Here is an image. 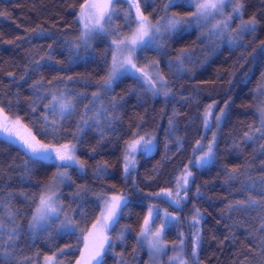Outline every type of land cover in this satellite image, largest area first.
<instances>
[{"label":"trees","instance_id":"trees-1","mask_svg":"<svg viewBox=\"0 0 264 264\" xmlns=\"http://www.w3.org/2000/svg\"><path fill=\"white\" fill-rule=\"evenodd\" d=\"M86 2L0 0V12L7 13L0 15V101L5 102L0 104L1 112L14 119L19 117L20 123L45 144H75L76 156L86 166V174H81L75 168L58 167L55 162L33 163L20 143H11L0 134V213L5 211L4 204L17 211L20 237L14 255L18 264H45L49 256L61 264H75L84 248L82 241L101 214V193H126L129 200L119 224L108 230L112 251L105 255V264H168L169 258L180 251L174 245L179 244L181 233L183 257L193 264L191 250L197 229L192 227V217L196 209L201 212L199 264H264V209L242 206L227 211L229 204L244 201L248 195L261 198L259 190L239 189L251 182L249 177L257 182L264 177V151L260 148L264 138L256 133L253 140L244 139L246 133L260 126L256 108L264 101V96L255 91L264 73V0H241L243 20L255 17L258 22L256 31L245 33L242 39L237 36L241 19L233 15L229 30L219 37L210 35L213 30L208 20L202 26H181L176 32L165 34L160 50L147 49L142 54L138 51L137 65L159 62L158 69L168 81V96L153 95L130 75L116 80L111 91L98 87L96 82L105 79L111 67V41L128 36L135 24L129 27L125 23L129 5L119 0L115 5L117 12L107 25L112 34L97 35L87 52L80 50L87 59L76 60L66 42H78L82 29L77 16ZM139 2L144 15L154 22L165 16L166 0H149V5L144 0ZM190 11L194 9L175 6L167 13L186 17ZM229 14L231 6L226 5L224 15ZM232 37L238 43H231ZM181 49H188L191 56V60L185 58V71L169 66V61L175 64ZM97 91L101 93L99 102H92L91 94ZM52 93H64L76 100L75 112L61 121L62 131L55 138L38 130L46 112L52 119L44 107L51 102ZM33 101L35 113L28 109ZM214 102L212 116L219 115L227 104L226 115L219 127L206 130L203 115ZM101 109L107 111L101 113L98 121L89 119ZM81 116L88 120V126L81 123ZM210 123L214 125V119ZM78 126L83 131H78ZM213 134L217 159L197 169L189 161L203 153L193 149L200 141L206 150ZM140 136H152L155 148L147 155L138 151L135 169L125 177V145ZM99 163H106L107 174H96ZM237 167L242 174L225 183L226 170ZM58 170L71 178L57 185L60 219L66 215L79 227L67 233L58 227L60 221L54 220L49 222L51 226L30 230L28 224L39 203L37 194ZM186 170L193 175L179 207L170 204L167 197L152 195L162 190L180 191L177 181ZM197 188L202 195H196ZM77 191L79 196L74 195ZM180 194L184 196L182 191ZM151 205L157 206L162 216L166 210L178 217V223L164 229L167 248L158 261L139 237ZM155 227L159 228V223ZM80 229H85L83 235ZM121 229L123 240L117 238Z\"/></svg>","mask_w":264,"mask_h":264},{"label":"snow or ice","instance_id":"snow-or-ice-1","mask_svg":"<svg viewBox=\"0 0 264 264\" xmlns=\"http://www.w3.org/2000/svg\"><path fill=\"white\" fill-rule=\"evenodd\" d=\"M124 2L129 5V10L125 12L124 16L125 23L128 24L129 27L134 23L135 29L131 37L113 39L111 41V47L114 49L111 53V67L107 77L102 81L96 82L98 87L105 92L112 90L113 83L116 80L123 76L130 75L140 81L145 90L151 92L153 95L163 94L164 96H168V81L161 75L160 71L149 72L145 70L149 67L158 69L159 62L153 61L151 65L138 68L136 64V59L138 58L136 55L137 51L139 50L142 54L143 51L147 49L160 50L164 46L165 34H172L184 25L189 27L193 25L202 26L209 19H215L217 15H223L226 5L231 6V14H229L225 20L213 24V29L215 31H212L210 35L217 37L221 36L223 30L228 28L229 21H231L233 15L241 19L237 32V36L241 39L245 33H254L258 24L255 17L247 21L243 20V3L241 0H166L164 4L165 16L161 17L160 20H157L155 23H151L148 17L144 15L139 0H124ZM117 3H119V0H90L89 3L81 5L79 15L77 16V20L81 22V35L77 37L78 42H66L68 43L72 56H74L76 60L87 59V57L80 55V50L83 49L84 52H87L91 47L92 40L97 35L112 34V31L107 25L111 24L113 16L117 12V8L115 7ZM144 3L145 5H149V0H144ZM175 6H186L194 9V11L188 12L186 17H180L176 13L168 15L167 10ZM133 8L135 11H132ZM0 15H7V13L0 12ZM161 21H164V23H161ZM230 42L233 44L238 43L236 37H232ZM49 47H51V45H49ZM185 58L191 60L189 50L181 49L175 59V64L173 65V62L169 61L170 68L175 66L177 71H185ZM41 59H44V57H41ZM48 59H51V57L49 56ZM35 64L36 69H39V61H36ZM231 75H234V73ZM67 79L71 80L73 78L68 77ZM229 82L231 83V80ZM33 87H35V85H33ZM255 91L260 93L261 96H264V73H262L261 83ZM83 95V93H77V96ZM100 95L101 93L99 91L93 92L91 94L92 102H99ZM4 103V101H0V104ZM7 103L11 104V101ZM34 104L35 101L28 105V109L32 113L36 112V108L33 106ZM44 107L51 113L52 119H49V115L46 112L41 117L42 125L38 130L45 136L50 135L55 138L58 133L62 131L61 121L71 117L75 112L76 100L67 98L64 93H60L59 95L52 93L51 102L44 105ZM215 107L216 103L214 102L212 105L208 106L203 115V126L206 130H209L213 126L219 127L222 118L226 115L225 109L228 107L227 104H225V109H220L219 115L213 117L212 109ZM86 110H89L87 106ZM256 110L259 113L260 126L252 129L250 133H246L244 136L245 140H253L256 133H259L260 137L264 138V101H261V103L257 105ZM0 111H3V109H0ZM106 111V109H101V112H96L95 116L89 119H93L94 122L98 121L101 113ZM213 119L215 121L214 125L210 123V120ZM80 121L84 126H88V120L85 119L84 116L80 117ZM172 123L173 121L170 119L169 125H172ZM19 126V117H17L13 124H9L7 117H5L3 121H0V132L7 134L6 138L9 142L20 143L30 161L33 163L55 162L58 167L75 168L81 174H86L85 163L76 156L75 144H45L37 140L34 135H23L19 131ZM78 131H83V128L78 126ZM153 139L154 138L146 139L141 137L131 143H126L123 169L125 177L135 169V154L138 151L147 155L154 150L155 144L153 143ZM215 143V134H213L212 140L207 144L206 150L205 146H203L200 141H197L196 148H194L193 151H201L203 154L189 161V163L197 169L213 164L217 159L216 152L214 151ZM178 147H182V145L178 144ZM260 148L264 151V145H261ZM93 152H95V149H93ZM95 172L98 176L107 174L108 168L106 163L97 164ZM241 174L239 167L226 170L227 179L225 183L238 179ZM192 175L193 173L190 170H186V174L177 181V186L180 191L173 192L162 190L152 195L167 197L170 204L179 207L184 197L187 196L189 177ZM70 179L67 172L58 170L53 180L45 185L41 193L37 194L39 203L28 224L30 230L34 231L38 226H51L49 222L54 220H59L60 223L58 227L67 233H73L74 230L79 227L75 220L68 218L66 215L64 219H60L61 208L57 206L58 197L55 189L58 183H63ZM249 180L251 182L242 185L239 191L259 190L261 198L256 199L248 195L247 199L244 201H236L234 204H229L227 206V211L231 212L242 206L249 210L264 209V177H261L259 182L251 180L250 177ZM181 191L184 193V196H181ZM74 195L79 196L80 192L77 191ZM196 195H202L200 188L196 189ZM98 198L103 203L101 214L97 223L92 225V230L88 231L87 236L82 241L84 243L85 252L81 253V258L76 261V264H105V255L112 251V244L106 233L109 229H115L116 225L119 224V220L121 216L124 215L125 209L129 203L126 193L113 196L101 193L98 195ZM3 206L5 211L0 213V264H18L14 255L16 242L20 237V224L16 219L17 211L13 210L7 204ZM200 218L201 212L199 209H196L192 217V227L197 229L194 233V246L191 250L193 264H199L197 249L201 239L198 227ZM164 221H167V224H165ZM157 223H159V228L155 227ZM176 223H178V217L172 216L166 210L162 216L158 207L151 205L149 206L147 216L144 220V226L139 233V237L142 243L146 244L154 254H165L167 245L163 241L164 229ZM261 229L264 230V224L261 225ZM123 231L124 229H121V235L117 237L120 240L124 238L122 234ZM80 232L81 235H83L85 229H80ZM183 246L184 239L181 233L179 244L174 245V248H179L180 251L169 258L168 264H188L182 254ZM60 252L63 253L64 249H61ZM45 259L46 264H61V262L55 260L54 257H46Z\"/></svg>","mask_w":264,"mask_h":264},{"label":"rangeland","instance_id":"rangeland-1","mask_svg":"<svg viewBox=\"0 0 264 264\" xmlns=\"http://www.w3.org/2000/svg\"><path fill=\"white\" fill-rule=\"evenodd\" d=\"M90 2V0H87V2L85 3V4H87V3H89ZM84 4V5H85ZM133 10H134V8H133ZM227 18V16H225L224 14L223 15H217L216 17H215V19H209V20H211V23H210V26H211V28H212V30L213 31H215L214 29H213V24H215L216 22H218V21H223V20H225ZM148 19H149V21L151 22V23H155L150 17H148ZM207 23V22H206ZM206 23H204V24H206ZM229 23H230V21H229ZM127 26V25H126ZM134 28H132V32L128 35V36H126V37H131L132 35H133V31H134V29H135V26H133ZM183 27H189V26H187V25H184ZM227 30H229V24H228V28L227 29H224L223 30V34H226V32H227ZM222 34V35H223ZM139 51V50H138ZM138 51H137V53H138ZM137 55V54H136ZM137 64V63H136ZM137 67L138 68H143V67H141V66H139V65H137ZM145 70H147V71H149V72H155V71H157V70H159V69H157V68H151V67H149V68H146ZM5 117H7V121H8V123L9 124H13L15 121H16V119H14V118H11V117H9V116H7V115H5L3 112H1L0 111V121H3L4 120V118ZM19 131L23 134V135H29V134H31L30 133V131L25 127V126H23L21 123H20V126H19ZM0 134H2V135H5V136H7V134L6 133H3V132H0ZM32 135V134H31ZM141 137H144V138H146V139H151V138H153L152 136H149V137H146V136H140V137H137V138H135L134 140H138V139H140ZM14 139H18V138H14ZM133 140V141H134ZM153 143L155 144V141L153 140ZM56 194H57V197H58V189H57V187H56ZM108 196H113V195H108ZM57 206H59V198H58V201H57ZM99 217H100V215H99ZM98 220V219H97ZM97 223V221L95 222V224ZM39 227V226H38ZM37 227V228H38ZM92 230V229H91ZM90 230V231H91ZM107 236H108V231H107ZM86 236H87V234H86ZM109 237V236H108ZM85 252V247L83 248V251H82V253H84ZM152 254H153V257L155 258V260H161V257H162V255L163 254H154L153 252H152ZM49 257H54V256H49ZM81 258V256L79 257V259ZM54 259H55V257H54ZM78 259V260H79ZM77 260V261H78ZM45 264H46V259H45ZM76 264V263H75Z\"/></svg>","mask_w":264,"mask_h":264}]
</instances>
